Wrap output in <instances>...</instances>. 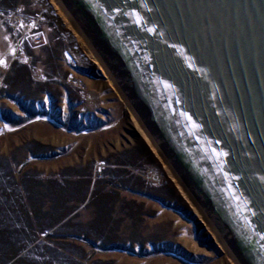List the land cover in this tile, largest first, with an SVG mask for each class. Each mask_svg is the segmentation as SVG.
I'll list each match as a JSON object with an SVG mask.
<instances>
[{
    "label": "rangeland",
    "instance_id": "rangeland-1",
    "mask_svg": "<svg viewBox=\"0 0 264 264\" xmlns=\"http://www.w3.org/2000/svg\"><path fill=\"white\" fill-rule=\"evenodd\" d=\"M66 17L0 0V264L236 263Z\"/></svg>",
    "mask_w": 264,
    "mask_h": 264
},
{
    "label": "water",
    "instance_id": "water-1",
    "mask_svg": "<svg viewBox=\"0 0 264 264\" xmlns=\"http://www.w3.org/2000/svg\"><path fill=\"white\" fill-rule=\"evenodd\" d=\"M58 2L236 263L264 264V0Z\"/></svg>",
    "mask_w": 264,
    "mask_h": 264
},
{
    "label": "bare ground",
    "instance_id": "bare-ground-1",
    "mask_svg": "<svg viewBox=\"0 0 264 264\" xmlns=\"http://www.w3.org/2000/svg\"><path fill=\"white\" fill-rule=\"evenodd\" d=\"M53 2H54V4H55V7H56V10L58 11V12H60V13H66L64 10H63V7L60 5V4H58V2L56 1V0H53ZM65 16V15H64ZM66 19L68 20V25L69 26H72L71 25V21H70V17L69 18H67L66 17ZM138 121V120H137ZM137 127L139 128V130H140V132L146 137V135H147V133L145 132V130L143 129V127H142V125L140 124V122L138 121L137 122ZM148 138H149V136H148ZM147 137H146V139H147V141L149 142V144L151 145V147L152 148H154L155 149V151L157 152V149H156V147H155V145L152 143V141H151V139L149 140ZM158 153V152H157ZM166 164V163H165ZM166 168H167V170H168V172H169V174L171 175V177H172V179L176 182V184L179 186V188H180V190L182 191V193H184L185 195H186V197H188V199L191 201V202H193V200L188 196V193H185L186 191L183 189V187L180 185V183H179V181H178V179L175 177V175L173 174V172H172V170L169 168V166L166 164ZM192 204V203H191ZM193 206L195 207V209H196V211L198 212V214H200V215H202L201 214V212H199L200 210H199V207L193 202ZM205 218V217H204ZM205 220H206V218H205ZM207 221V220H206ZM208 222V221H207ZM208 224L210 225V223L208 222ZM210 227H211V229L214 231V234L217 236V238H218V240H220L221 241V239H220V237L218 236V234H216V231L214 230V228L210 225ZM234 264H236V263H234Z\"/></svg>",
    "mask_w": 264,
    "mask_h": 264
},
{
    "label": "snow or ice",
    "instance_id": "snow-or-ice-1",
    "mask_svg": "<svg viewBox=\"0 0 264 264\" xmlns=\"http://www.w3.org/2000/svg\"><path fill=\"white\" fill-rule=\"evenodd\" d=\"M5 62L3 60H0V65L4 64ZM185 115H187V113H185ZM190 119V118H189ZM221 155H223V153H221ZM264 238V237H262Z\"/></svg>",
    "mask_w": 264,
    "mask_h": 264
}]
</instances>
